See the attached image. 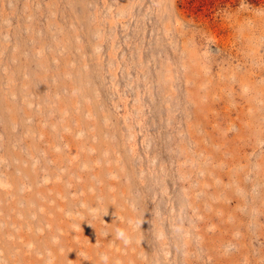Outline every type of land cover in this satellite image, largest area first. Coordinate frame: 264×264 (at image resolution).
<instances>
[{
    "label": "rangeland",
    "instance_id": "1",
    "mask_svg": "<svg viewBox=\"0 0 264 264\" xmlns=\"http://www.w3.org/2000/svg\"><path fill=\"white\" fill-rule=\"evenodd\" d=\"M0 264H264V0H0Z\"/></svg>",
    "mask_w": 264,
    "mask_h": 264
}]
</instances>
